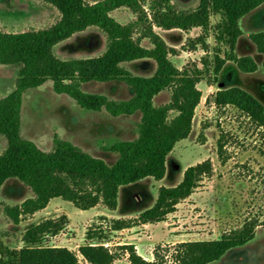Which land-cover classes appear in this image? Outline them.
Wrapping results in <instances>:
<instances>
[{
    "label": "trees",
    "instance_id": "1",
    "mask_svg": "<svg viewBox=\"0 0 264 264\" xmlns=\"http://www.w3.org/2000/svg\"><path fill=\"white\" fill-rule=\"evenodd\" d=\"M46 1L61 12L60 20L54 25L17 33L0 31V64L18 66L14 89L0 98V134L7 139L6 148L0 154V189L8 178L16 177L33 192V196L21 204L6 206L5 210L14 223L45 208L55 197L70 201L82 210L99 204L115 210L122 186L149 176L155 180L163 179L169 153L192 131L195 110L202 97L197 84L204 79L205 72H210L211 63L205 61L202 62L203 68L195 64L179 69L174 65L169 58L173 49L154 32L151 21L141 11V0ZM263 3L264 0H199L194 9L177 10L172 0H152V22L165 30L179 28L188 31L199 27L206 34L214 28L219 41L229 47V52L225 57L214 55L213 73L219 74L227 60L235 61L243 72L252 73L258 69L254 58L239 57L235 53L242 34L239 22ZM121 6L138 12V19L122 24L110 15L113 9ZM216 15L220 18L213 26L211 18ZM140 24L144 34L136 36L135 28ZM93 25L102 29L109 39L102 55L62 60L54 54L56 44ZM143 37H149L153 47L143 46ZM250 37L264 57V31L252 33ZM204 39V34L199 36L202 43H205ZM142 58L156 61L153 75H134L123 65ZM47 80L53 81L57 93L69 95L83 108H105L116 116L139 111L138 137L117 141L110 147L119 154L113 164L59 137L55 138L52 151L42 150L34 141L21 135V110L24 93ZM92 80H122L133 89L134 95L129 100L116 101L104 94L83 91L81 84ZM165 89H171L170 101L155 104L154 98ZM206 103L218 108L234 107L264 130V104L240 86L217 89L207 96ZM222 137L218 141L219 156L224 148ZM212 172L210 159L190 165L177 185L160 186L154 204L135 218L109 219L105 215L99 218L110 222V230L114 231L163 221L176 210L179 202L194 192L203 177ZM68 221L67 215H61L29 224L20 248L1 244L0 264H84L68 247L49 244L50 238L58 235ZM259 224L250 219L241 228L218 239L179 242L174 245L171 262L158 251L153 260H148L133 244L118 245V249L127 252L133 264H209L253 239ZM108 242L102 226L89 228L86 243L79 247V252L88 264H111L117 253L107 245Z\"/></svg>",
    "mask_w": 264,
    "mask_h": 264
},
{
    "label": "rangeland",
    "instance_id": "2",
    "mask_svg": "<svg viewBox=\"0 0 264 264\" xmlns=\"http://www.w3.org/2000/svg\"><path fill=\"white\" fill-rule=\"evenodd\" d=\"M85 1L95 3L98 0ZM151 1L141 0V11L151 21L154 32L173 49L169 58L174 65L179 69L195 64L203 68L202 62L205 61L211 63L210 72H205L204 79L197 84L202 97L195 110L192 131L169 153L164 179L158 181L149 176L123 186L119 194V210L124 212L130 207L133 213H137L153 205L160 185H177L190 165L210 159L212 174L204 176L194 192L179 202L176 210L160 221V225H136L124 232L110 230L111 223L102 221L99 218L101 215L89 218L101 207L105 211L110 210L103 204L93 210H82L60 197L44 214L26 215L19 223H14L5 210L6 206L18 205L33 192L18 178L11 177L0 195V246L20 248L23 245V233L29 224L47 217L67 215L68 224L58 235L50 238L49 244L68 247L84 264L88 263L80 254L79 247L86 243L87 230L96 226L103 227L109 239L107 245L117 253V258L111 264H133L129 254L119 250L117 244L130 239L141 242V255L147 254L146 259L153 260L158 251L171 262L177 243L218 239L231 230L241 228L246 221L255 219L260 224L255 228L253 239L209 264H264V130L234 107L218 108L206 103L207 96L217 89L240 86L264 104V57L250 37L252 33L264 31V3L240 19L242 34L235 49L239 57L254 58L258 69L252 73L243 72L235 61L227 60L219 74L215 75L214 55L217 53L225 57L229 52V47L219 41L217 31L211 28L206 34L199 27L188 31L179 28L165 30L152 22ZM172 4L177 10H191L197 7L199 0H172ZM110 15L122 24L133 23L139 17L138 12L127 6L113 9ZM60 18L59 9L46 0H0V31L3 32L44 29L54 25ZM219 18L218 15L212 16L213 26ZM143 34L140 24L135 28V35ZM202 34L205 43L199 40ZM108 43L107 34L93 25L56 44L53 52L62 60L97 57L106 51ZM141 44L153 47L149 37H143ZM123 65L132 74L140 76H151L157 68L152 58H142ZM17 74L18 66L0 64V97L6 94L9 84L14 86ZM81 88L85 92L104 94L116 101L129 100L134 95L133 89L122 80H92L83 82ZM170 99L171 89H165L154 98V102L160 105ZM140 120L139 111L132 115L116 116L105 108H83L69 95L57 93L53 81L47 80L24 93L20 130L24 138L34 141L44 151H52L55 138L59 137L113 164L119 154L110 150V147L117 141L137 138ZM221 137L224 148L219 156L218 141ZM6 144V137L0 134V154Z\"/></svg>",
    "mask_w": 264,
    "mask_h": 264
},
{
    "label": "crops",
    "instance_id": "3",
    "mask_svg": "<svg viewBox=\"0 0 264 264\" xmlns=\"http://www.w3.org/2000/svg\"><path fill=\"white\" fill-rule=\"evenodd\" d=\"M14 82V86H12V84H9V86H8V88H7V90H6V94H4L3 96H1V97H4V96H6L9 92H11L13 89H14V87H15V80L13 81ZM13 87V88H12ZM0 97V98H1ZM7 145V144H6ZM6 148V147H5ZM5 148H4V150H5ZM3 150V151H4ZM9 179V178H8ZM8 179L4 182V184L2 185V187H1V189H0V195H1V192H2V190H3V188H4V186L7 184V182H8ZM164 179V178H163ZM163 179H161V180H158V181H162ZM124 186H127V185H124ZM161 186V185H160ZM123 187V186H122ZM121 187V188H122ZM121 188H120V190H121ZM119 194H120V192H119ZM31 196H33V195H31ZM31 196H29V197H31ZM28 198V197H27ZM25 200V199H24ZM57 200V197H55V198H52L51 200H50V202L48 203V205L45 207V208H43V209H41V210H39V211H37V212H35L34 214H32V216H36V215H38V214H41V213H45V212H47V210H49V208H50V206H51V204L53 203V202H55ZM23 201H21L19 204H21ZM120 204V196H119V200H118V206H117V208L115 209V210H109V211H105L104 209H102V207H101V209L99 210V211H97V212H95V213H93V214H91L90 215V217L89 218H94V217H96V216H99V215H105V216H107V217H110V218H128V217H132V216H136L137 214H139L141 211H143V209H140L137 213H133L134 211H132L131 210V208L130 207H127L126 209H125V211L124 212H121L120 210H119V205ZM152 206V205H151ZM100 207V205H97V206H95V207H92V208H90V209H87V210H93V209H96V208H99ZM150 207V206H149ZM148 207V208H149ZM145 210V209H144ZM47 218H49V217H47ZM72 224H73V221H72ZM161 224V222H158V223H145V224H140V225H138V226H143V227H146V226H148V225H153V226H158V225H160ZM135 226H133V227H130V228H125V229H122V230H119V231H121V232H124V230H132L133 228H134ZM131 238V237H130ZM118 245H123V244H133V245H135V248H137V251L140 253V254H142L141 253V242L140 241H138V240H134V239H130L129 241H126V242H120V243H117ZM146 255L147 254H143V256L146 258Z\"/></svg>",
    "mask_w": 264,
    "mask_h": 264
}]
</instances>
